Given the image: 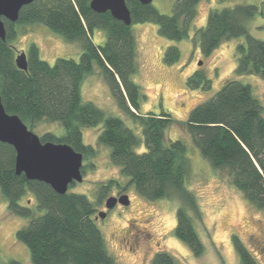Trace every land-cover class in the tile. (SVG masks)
Wrapping results in <instances>:
<instances>
[{"label":"trees","instance_id":"16d2710c","mask_svg":"<svg viewBox=\"0 0 264 264\" xmlns=\"http://www.w3.org/2000/svg\"><path fill=\"white\" fill-rule=\"evenodd\" d=\"M200 1L175 0L172 12L163 13L151 3L126 0L131 24L125 25L109 11H93L90 0H33L21 7L15 22L2 18L5 40L0 38V97L6 112L16 114L29 129L42 121L59 123L64 133L45 131L39 136L41 142L66 143L81 152L83 158L93 156L95 149L84 143L81 128L102 123L97 141L109 148L110 161L128 177L136 192L148 200H179L173 235L195 256L202 254L204 245L191 216H200L198 203L185 185L186 145L180 139L165 141V131L173 121L168 112H139L141 91L132 79L137 62L131 26L152 22L165 38H187ZM257 11L254 4L211 8L205 25L194 29L202 55L209 56L224 40L244 35L245 44L236 45L235 71L264 79V40L252 36L246 25ZM34 23L44 24L68 41H80L79 60L57 57L50 64L40 58L39 48L32 42L25 52L27 68L19 69L15 64L17 49L11 44L19 33L16 25ZM97 28L105 31L103 43L92 39ZM179 58L177 46L165 48L164 63L173 64ZM94 65L118 108L141 127L144 151H135L141 139L121 118L105 115L93 102L82 100L81 83ZM185 83L189 89H208L210 78L197 69L186 77ZM180 124L200 155L214 169L224 172L252 205L264 211V116L249 84L226 79L211 97L196 104ZM14 158V148L0 141V192L9 213L28 218L15 237L28 248L31 264H118L95 222L96 207L113 185H118L117 180L100 182L94 201L68 189L59 194L45 182L17 174ZM28 192L35 198L40 214L34 213L30 202L20 204ZM231 239L241 264H258L236 234ZM10 264L20 262L13 260ZM150 264L179 263L169 252L157 250Z\"/></svg>","mask_w":264,"mask_h":264},{"label":"rangeland","instance_id":"374dc122","mask_svg":"<svg viewBox=\"0 0 264 264\" xmlns=\"http://www.w3.org/2000/svg\"><path fill=\"white\" fill-rule=\"evenodd\" d=\"M175 0H152L151 4L160 12L171 13ZM235 4H254L258 11L246 21L249 33L264 40V0H201L196 6V16L189 30V36L181 40L165 38L158 34L157 25L152 22L132 24L135 37L137 69L132 79L140 87L139 112H168L173 121L165 131V141L180 139L186 145L188 167L186 187L195 196L200 216L191 214L194 227L204 245L201 255L195 256L189 248L173 235L176 224L178 199L159 198L148 200L140 196L128 177L109 158V148L101 145L97 137L103 124L81 128L83 141L95 149V154L82 160V180L68 187L69 192L83 193L90 200L96 199L100 182L115 179L118 185L101 200L96 207L105 211L104 218L96 217L108 252L118 264H150L157 250L169 252L179 264H241L234 250L232 235L236 234L254 256L258 264H264V211L252 205L228 180L225 173L214 169L203 158L193 144L190 134L180 123L198 103L211 97L226 79H236L249 84L252 94L259 100L264 116V79L252 73L238 74L236 45L245 44V36L222 41L209 56H203L194 29L204 26L211 8H223ZM19 33L11 41L17 49L27 52L30 43L39 48V56L52 64L57 57L79 60L81 42L68 41L42 23L16 25ZM95 43H103L105 31L95 29L92 34ZM169 45L180 50V58L173 64L163 61V52ZM201 70L210 78L208 89H189L186 77L195 70ZM83 101H91L105 115L121 118L141 139L134 149L145 150L142 130L117 106L102 75L94 65L93 71L81 83ZM40 136L45 131L57 135L64 133L59 123L42 121L31 129ZM120 188H125L121 190ZM127 194L129 203H117L111 209L105 208L109 196ZM27 195V196H26ZM21 198L20 204L30 202L35 214H40L32 193ZM27 197L30 200H27ZM28 205V204H27ZM27 217L7 211L6 200L0 192V264L15 260L20 264H31L28 248L19 242L15 232L26 224Z\"/></svg>","mask_w":264,"mask_h":264},{"label":"water","instance_id":"95a60500","mask_svg":"<svg viewBox=\"0 0 264 264\" xmlns=\"http://www.w3.org/2000/svg\"><path fill=\"white\" fill-rule=\"evenodd\" d=\"M33 0H0V38L5 40V28L2 18L15 22L22 6ZM149 4L152 0H137ZM90 8L95 12L109 11L125 25L131 24L130 10L126 0H90ZM15 64L26 70L27 60L24 51L15 56ZM0 141L10 144L15 150L14 168L17 174L24 173L28 179L45 182L59 194L66 193L71 182L82 180L81 152L66 143L41 142L34 133L16 115L6 112L0 97ZM117 203L127 205L128 195L109 196L105 208L111 209ZM106 212L98 211L96 217L104 218ZM95 217V218H96Z\"/></svg>","mask_w":264,"mask_h":264}]
</instances>
